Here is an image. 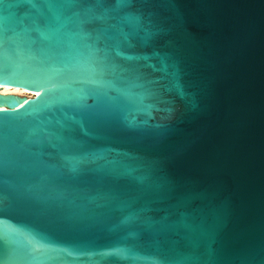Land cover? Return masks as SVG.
<instances>
[{"label":"water","instance_id":"obj_1","mask_svg":"<svg viewBox=\"0 0 264 264\" xmlns=\"http://www.w3.org/2000/svg\"><path fill=\"white\" fill-rule=\"evenodd\" d=\"M5 85L0 264H264V0H0Z\"/></svg>","mask_w":264,"mask_h":264},{"label":"bare ground","instance_id":"obj_2","mask_svg":"<svg viewBox=\"0 0 264 264\" xmlns=\"http://www.w3.org/2000/svg\"><path fill=\"white\" fill-rule=\"evenodd\" d=\"M0 95H14L16 97H20L24 99H31L35 95V93L28 91L24 88H18V87H10V86H0ZM24 101L18 104L20 107L23 105ZM5 106L0 107V110H4Z\"/></svg>","mask_w":264,"mask_h":264}]
</instances>
